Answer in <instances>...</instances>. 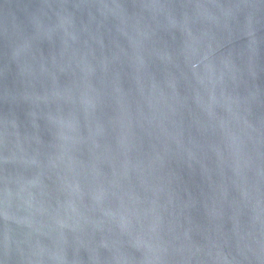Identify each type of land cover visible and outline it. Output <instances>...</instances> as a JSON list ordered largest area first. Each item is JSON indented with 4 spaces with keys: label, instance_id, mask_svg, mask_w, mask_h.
Returning a JSON list of instances; mask_svg holds the SVG:
<instances>
[{
    "label": "water",
    "instance_id": "obj_1",
    "mask_svg": "<svg viewBox=\"0 0 264 264\" xmlns=\"http://www.w3.org/2000/svg\"><path fill=\"white\" fill-rule=\"evenodd\" d=\"M264 98V0H0V264H93Z\"/></svg>",
    "mask_w": 264,
    "mask_h": 264
}]
</instances>
